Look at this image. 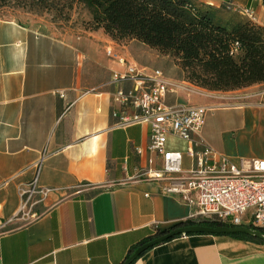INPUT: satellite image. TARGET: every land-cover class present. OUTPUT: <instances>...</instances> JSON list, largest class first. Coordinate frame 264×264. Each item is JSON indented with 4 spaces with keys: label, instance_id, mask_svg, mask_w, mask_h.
I'll use <instances>...</instances> for the list:
<instances>
[{
    "label": "crops",
    "instance_id": "crops-1",
    "mask_svg": "<svg viewBox=\"0 0 264 264\" xmlns=\"http://www.w3.org/2000/svg\"><path fill=\"white\" fill-rule=\"evenodd\" d=\"M194 1L217 9L223 21L247 19L239 9L248 8L253 22L264 26V0ZM75 3L71 17L58 23L17 13L0 18V264H121L158 230L187 221L190 211L159 184L130 179L136 167L148 165L150 127L113 126L116 87L101 86L123 69L107 48L171 79L183 80L182 70L173 64L178 70L172 74L157 65L169 57L136 39L120 45L103 28L90 27V13ZM134 44L154 61L135 54ZM182 91L168 93L166 102L237 112L225 128L208 123L207 113L200 133L207 143L234 161L264 158V81L206 90V97ZM221 99L228 106H220ZM167 147L184 152L186 142L169 136ZM37 162V184L50 189L48 198L22 212L19 189L31 181ZM189 164L184 157V167ZM131 264H264V241L181 234Z\"/></svg>",
    "mask_w": 264,
    "mask_h": 264
},
{
    "label": "built area",
    "instance_id": "built-area-1",
    "mask_svg": "<svg viewBox=\"0 0 264 264\" xmlns=\"http://www.w3.org/2000/svg\"><path fill=\"white\" fill-rule=\"evenodd\" d=\"M239 11L253 19L248 8ZM106 53L123 67L113 71L101 85L116 87L112 99L118 108L111 113L116 118L113 126L147 123L150 127L148 165L136 167L130 179L157 183L162 193L178 197L190 207L187 220L193 224L264 228V158L234 161L219 152L200 134L212 107L166 102L168 93L186 89L183 81L166 77L159 68L138 67L112 48H107ZM126 83L129 87L124 86ZM219 104L228 106L229 102ZM169 136L185 141V151L168 148ZM142 151L136 148L138 154ZM43 156L44 153L40 159ZM184 157L190 159L188 167L183 165ZM39 169L37 162L33 178L19 189L22 212L28 206L42 203L49 193L50 189L37 184Z\"/></svg>",
    "mask_w": 264,
    "mask_h": 264
},
{
    "label": "trees",
    "instance_id": "trees-1",
    "mask_svg": "<svg viewBox=\"0 0 264 264\" xmlns=\"http://www.w3.org/2000/svg\"><path fill=\"white\" fill-rule=\"evenodd\" d=\"M70 1L81 3L91 15L89 26L103 28L113 40L136 39L170 57L192 85L233 90L264 81V26L252 19L223 21L217 9L194 0ZM250 227L264 234V228ZM225 235L262 242L242 233Z\"/></svg>",
    "mask_w": 264,
    "mask_h": 264
},
{
    "label": "rangeland",
    "instance_id": "rangeland-1",
    "mask_svg": "<svg viewBox=\"0 0 264 264\" xmlns=\"http://www.w3.org/2000/svg\"><path fill=\"white\" fill-rule=\"evenodd\" d=\"M75 9H77L76 3L70 0H0V18H6L9 17L10 15H13L14 13H17V14H24L26 17H29L28 19H32L37 22L39 21V23H46V22L49 24L58 23L62 19H67L68 17L70 18L72 12L75 11ZM128 41L129 40H123V41H118V43L121 45L122 43L126 44ZM130 49L133 52H135V54H138L141 58L147 59L150 63L154 61V58L152 56L136 49L135 44L130 46ZM156 61H157V65H159L160 67L165 69H170L172 74H174L178 70L173 66V64L175 63L170 57L169 59L159 58ZM175 80L184 82V86L186 89L184 90V92L182 91V93H185V95L188 97H192V96L206 97L208 95V92L206 91L207 89L202 90V88L192 85L191 83L185 81L184 79L183 80L175 79ZM221 101L226 102V100L223 99H221ZM209 113L210 116H208V123L210 118L216 122L217 126L225 128L228 125V121L232 117H234L237 112L220 109V110H211ZM177 146L182 147L183 145L181 142H178ZM241 158H252V157H240L238 158V160ZM250 211L251 209H248V212Z\"/></svg>",
    "mask_w": 264,
    "mask_h": 264
},
{
    "label": "water",
    "instance_id": "water-1",
    "mask_svg": "<svg viewBox=\"0 0 264 264\" xmlns=\"http://www.w3.org/2000/svg\"><path fill=\"white\" fill-rule=\"evenodd\" d=\"M194 233H210V234H228V233H242L245 235L256 237L264 241V234L258 230L245 225L239 226H208L202 224H189V225H175L168 229L161 231L157 236L138 245L133 251L122 261L121 264H131L139 255L150 247L161 243L168 238L181 234H194Z\"/></svg>",
    "mask_w": 264,
    "mask_h": 264
}]
</instances>
